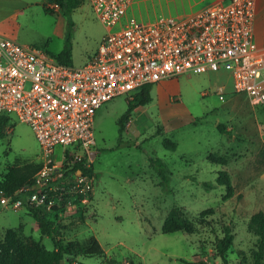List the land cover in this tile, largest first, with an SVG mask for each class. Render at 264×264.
<instances>
[{"label":"rangeland","instance_id":"obj_1","mask_svg":"<svg viewBox=\"0 0 264 264\" xmlns=\"http://www.w3.org/2000/svg\"><path fill=\"white\" fill-rule=\"evenodd\" d=\"M26 2L14 19L17 38L49 54L60 53L66 43L67 26L66 15L57 11L60 6L47 0ZM211 2L149 0L142 7L152 14L176 15L199 10ZM46 6L54 11L46 10ZM15 12L16 7L0 8V22L12 19ZM71 16L70 59L81 66L97 51L106 27L91 0H82ZM257 34L263 43L262 24ZM151 95L149 103L133 110L122 131L118 120L133 96H116L97 110V154L90 161L99 173L93 182L94 191L84 201L85 195L67 188L59 210L43 209L51 220L65 227V241L94 234L106 250L104 256L67 255L62 264L221 263L216 244L227 225L235 234L228 251L230 264L251 262L260 234L250 217L264 210V104H254L246 93L236 92L232 73L226 68L184 73L154 83ZM219 122L227 125L230 134L219 130ZM165 138L178 146L173 149L164 145ZM60 150L57 147L58 155ZM210 152L226 156L228 163L209 160ZM40 157L41 147L31 126L11 114L0 137V180L13 163L30 161L42 166ZM151 158H159L164 164V185ZM39 169L22 186L33 183ZM220 170L231 175L235 193L230 198L224 197L226 185L218 182ZM174 206L184 208L193 221V232L162 230ZM210 207L214 213L200 216ZM10 228L17 229L25 241L55 248L27 208L12 209L0 203V239Z\"/></svg>","mask_w":264,"mask_h":264},{"label":"built area","instance_id":"obj_2","mask_svg":"<svg viewBox=\"0 0 264 264\" xmlns=\"http://www.w3.org/2000/svg\"><path fill=\"white\" fill-rule=\"evenodd\" d=\"M135 1L91 0L106 33L81 66L20 41L14 26L0 25V115L15 114L31 126L42 160L33 183L12 194L0 190V203L6 207L28 203L56 212L67 188L85 195L86 201L95 177L74 165L85 159L89 166L96 151L97 110L116 96H133L146 84L226 68L236 92L264 104L258 0H218L193 12L147 20L130 12Z\"/></svg>","mask_w":264,"mask_h":264},{"label":"trees","instance_id":"obj_3","mask_svg":"<svg viewBox=\"0 0 264 264\" xmlns=\"http://www.w3.org/2000/svg\"><path fill=\"white\" fill-rule=\"evenodd\" d=\"M55 1L60 6V9L67 17L66 26V43L63 50L58 54H52L62 62L71 63L70 51L72 47V31L74 23L72 21L73 10L82 3V0H47ZM46 10L53 12L49 7ZM153 84H146L136 91L131 99H128V108L126 112L119 118V129L122 131L126 123L131 119L132 112L140 105H145L152 100L151 90ZM10 120L8 115H0V137L4 135L6 126ZM218 128L221 132L230 134V130L226 124L219 122ZM164 145L175 149L178 143L170 138L164 139ZM207 158L213 162L226 165L228 159L224 155H217L210 152ZM84 161L75 163V168H81L83 172L88 173L95 178L99 177V173L95 172L93 164L89 166L84 165ZM152 164L158 165V173L162 177L161 184L164 185L167 177L165 175V168L163 162L159 158H151ZM39 163L25 161L23 163H13L8 169V172L0 180V190L6 194H12L18 190L33 174L40 168ZM218 182L226 185L225 198H230L235 193V187L232 182L231 175L227 170H220L218 174ZM209 188L210 184L205 183ZM25 195L17 194V197ZM27 210L35 217L38 222L39 229L42 234L50 236L53 240L54 249H48L39 241H25L20 237L17 229L10 228L5 231L2 239H0V264H61V260L65 257L72 256H104L106 250L97 238L96 235L90 234L83 240L65 241L62 235L64 226L59 225L51 220L47 213L37 207H33L28 203H24ZM214 213V208L210 207L201 211L200 216ZM250 221L259 230V237L256 242V247L252 251V260L247 262L243 260L244 264H264V210H259L253 213ZM184 229L187 232H193V221L187 216L183 207L174 206L164 219L162 230L166 233L174 232ZM235 234L229 225L224 227V235L219 238L216 244V252L222 259L221 263H211L205 260L189 262V264H230L228 258V251L233 245ZM242 261V262H243Z\"/></svg>","mask_w":264,"mask_h":264},{"label":"crops","instance_id":"obj_4","mask_svg":"<svg viewBox=\"0 0 264 264\" xmlns=\"http://www.w3.org/2000/svg\"><path fill=\"white\" fill-rule=\"evenodd\" d=\"M148 1L149 0H136L130 9V12L132 14L136 15L140 19H144V18L151 19V18L157 16L158 14H156V13H154V14L150 13L149 9H146V10L143 9L142 3L148 2ZM215 1H218V0H213V2H215ZM25 5H27L26 0H0V8L16 7V12L14 13L12 19L0 22V25L9 24V25L14 26L16 28V37H17V26H16L14 19H16V17L22 11V9L25 7ZM135 8H137V9H135ZM57 11L61 12L62 10H57ZM62 21H63V23L66 21V19L63 16H62ZM260 24H262L264 26V0H258V4H257L256 36L258 35L257 32L259 30ZM22 42H24V41H22ZM95 152L97 154V151H95ZM21 208H26V207H21Z\"/></svg>","mask_w":264,"mask_h":264},{"label":"water","instance_id":"obj_5","mask_svg":"<svg viewBox=\"0 0 264 264\" xmlns=\"http://www.w3.org/2000/svg\"><path fill=\"white\" fill-rule=\"evenodd\" d=\"M95 156H96V152L93 151L92 154H91V157H92V158H95ZM63 261H64V260H61V264L63 263Z\"/></svg>","mask_w":264,"mask_h":264}]
</instances>
